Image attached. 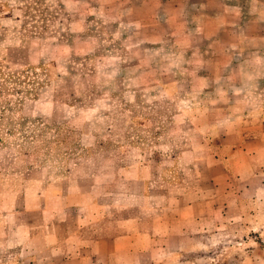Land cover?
Here are the masks:
<instances>
[{
    "label": "crops",
    "instance_id": "1",
    "mask_svg": "<svg viewBox=\"0 0 264 264\" xmlns=\"http://www.w3.org/2000/svg\"><path fill=\"white\" fill-rule=\"evenodd\" d=\"M66 4L83 153L4 179L0 264H264V0Z\"/></svg>",
    "mask_w": 264,
    "mask_h": 264
},
{
    "label": "rangeland",
    "instance_id": "2",
    "mask_svg": "<svg viewBox=\"0 0 264 264\" xmlns=\"http://www.w3.org/2000/svg\"><path fill=\"white\" fill-rule=\"evenodd\" d=\"M70 18L66 0H0L1 197L5 178L33 169L65 176L83 153L74 120L54 118L92 80L73 69L84 59L68 46L83 39L67 29Z\"/></svg>",
    "mask_w": 264,
    "mask_h": 264
}]
</instances>
